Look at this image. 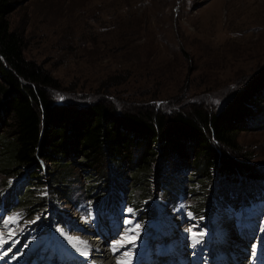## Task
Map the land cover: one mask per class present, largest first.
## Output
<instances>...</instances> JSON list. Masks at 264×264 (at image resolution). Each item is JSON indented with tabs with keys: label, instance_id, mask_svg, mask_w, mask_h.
I'll list each match as a JSON object with an SVG mask.
<instances>
[{
	"label": "rangeland",
	"instance_id": "obj_1",
	"mask_svg": "<svg viewBox=\"0 0 264 264\" xmlns=\"http://www.w3.org/2000/svg\"><path fill=\"white\" fill-rule=\"evenodd\" d=\"M9 19L14 30L25 33L27 58L37 61L57 80L56 101L93 100L84 96L93 94L111 77L121 81L132 72L134 82L119 86L120 97L143 91L167 115L191 102H202L215 111L264 64V0H18ZM113 103L122 107L120 101ZM254 108L264 111L259 104ZM10 139L9 129L0 128V159L7 155ZM240 143L243 153L252 156L251 163H264V127L243 131ZM166 159L162 154L158 164ZM174 159L172 156L171 162ZM82 169L75 168L64 181L70 185L66 188L68 201L52 198L49 209L36 213L31 221L21 200L28 195L25 188L41 189L44 196L47 186L35 187L32 181L25 184L23 175L7 177L0 165L1 255L15 249L12 258L17 253L34 255L27 264L88 263L76 253L80 250L75 247V236L88 231L96 236L98 227H87L101 212L99 204L86 195L90 179ZM44 176V183H51L53 176ZM157 178H153L156 198L151 202L156 215L152 219L145 220L126 201L112 208L106 199L101 211L124 220L108 222L105 230L110 243L136 239L132 253L137 246H146L153 255L161 254L157 260L161 264L171 260L193 264L179 258L174 251L178 244L167 252L169 239L175 237L185 240L188 255L212 260L211 264H227L219 254L231 253L230 245L219 244L218 230L235 239L237 232L251 247L264 239V201L219 208L207 218H197L189 209L191 195L182 192V178L172 170L165 186ZM211 187L208 195L212 197L217 188ZM99 200L101 196H97ZM110 243L112 252L117 253L119 244ZM70 246L76 250L68 251ZM250 251L229 259L232 264H244L249 256L255 264H263L261 251ZM241 258L242 262L237 261Z\"/></svg>",
	"mask_w": 264,
	"mask_h": 264
},
{
	"label": "trees",
	"instance_id": "obj_2",
	"mask_svg": "<svg viewBox=\"0 0 264 264\" xmlns=\"http://www.w3.org/2000/svg\"><path fill=\"white\" fill-rule=\"evenodd\" d=\"M17 6L18 0H0V128L9 129L11 137L0 165L7 177L23 175L25 184L47 186V196L25 188L28 195L21 200L29 219L52 198L68 201L70 185L64 181L77 167L90 179L87 197L126 201L138 210L155 197L153 178L165 186L170 170L182 178V192L192 197L189 209L198 216H207L210 208L264 201V163H251L240 143L243 131L264 127V111L254 108L264 107V64L215 111L191 102L167 115L143 91L120 97L119 86L134 82L132 72L121 81L111 77L84 96L93 100L56 101L57 80L27 58L25 33L12 28L9 16ZM162 154L167 159L158 164ZM44 174L54 177L51 183H44ZM213 185L217 191L211 197Z\"/></svg>",
	"mask_w": 264,
	"mask_h": 264
},
{
	"label": "bare ground",
	"instance_id": "obj_3",
	"mask_svg": "<svg viewBox=\"0 0 264 264\" xmlns=\"http://www.w3.org/2000/svg\"><path fill=\"white\" fill-rule=\"evenodd\" d=\"M217 233H218V237L220 241L219 244L227 243L228 245H230L229 249L231 250V253L223 252L219 254V257L223 261L227 260L226 262L227 264H232V262L229 259L230 257L239 256L238 253H240V255L242 256H245V251L249 249H251V251L252 250L261 251V253L259 252V254H262L264 256V241H263L264 239L263 238H260L258 243L252 244L253 246L251 247L250 245L245 244L246 240H243L244 236L239 235L237 232H235V235H237V239L232 238L230 234H227L226 232H223L221 230H218ZM96 236L92 235L90 231H88L86 234L75 236V238H77V245H78V247L76 245L75 247L81 251L80 252L77 250L78 251L77 254L82 256V258L86 259V261H88L89 264H146V261L143 259L144 257L147 259L148 264H161L162 262V261L158 262L157 261L158 255H153L152 253H149L148 250H146L147 249L146 246H143V247L137 246L136 252L132 253L131 245L137 243L136 239L130 242H126V243H124L121 240H118L116 243H110L109 241H107V238L102 239L97 234ZM172 239H169L170 242L167 245L168 246L167 252L173 251L175 249V245L178 244L177 250H174V251H176L177 255L183 258L184 260L190 259L192 260L193 264H198V263L201 264L202 262H205L204 264H211L212 260L205 261L201 257L197 256L196 254L188 255L189 249L187 248V246H185L186 244L184 242L185 240L176 239L175 237ZM109 243L112 244L113 246H116L119 244L118 246H116L117 253L112 252V250L109 247ZM134 249L135 248H133V250ZM122 250H124L125 252L123 253L121 252L120 254L119 252ZM197 250H199V248L196 249L195 251L196 253L198 252ZM12 252L14 253L15 249L4 252V255L0 254V264H26V262H28L30 258L34 256L32 253H29V254L21 253V256H20V253H17L12 258L11 256ZM167 252L164 253L166 257L169 256ZM85 253L87 254L85 255ZM242 259L243 258L237 261L242 262ZM261 261L262 260H260V262ZM162 264H165V263H162ZM168 264H176V261H172ZM244 264H255V263L254 261L249 259V256H247ZM256 264H258V262Z\"/></svg>",
	"mask_w": 264,
	"mask_h": 264
},
{
	"label": "snow or ice",
	"instance_id": "obj_4",
	"mask_svg": "<svg viewBox=\"0 0 264 264\" xmlns=\"http://www.w3.org/2000/svg\"><path fill=\"white\" fill-rule=\"evenodd\" d=\"M197 243H199V241H197ZM87 253H85V255H86Z\"/></svg>",
	"mask_w": 264,
	"mask_h": 264
}]
</instances>
